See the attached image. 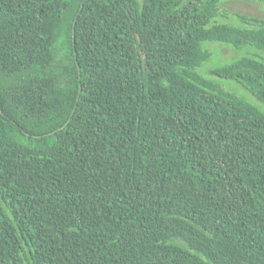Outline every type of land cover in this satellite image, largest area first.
Listing matches in <instances>:
<instances>
[{
	"label": "trees",
	"instance_id": "trees-1",
	"mask_svg": "<svg viewBox=\"0 0 264 264\" xmlns=\"http://www.w3.org/2000/svg\"><path fill=\"white\" fill-rule=\"evenodd\" d=\"M222 1L0 0V264H264V111L199 70L264 107V18Z\"/></svg>",
	"mask_w": 264,
	"mask_h": 264
},
{
	"label": "rangeland",
	"instance_id": "rangeland-1",
	"mask_svg": "<svg viewBox=\"0 0 264 264\" xmlns=\"http://www.w3.org/2000/svg\"><path fill=\"white\" fill-rule=\"evenodd\" d=\"M220 12L219 16L215 19L219 22H227V23H235L236 17L233 16L231 12H240V13H246L250 15H256L259 17L264 18V2H260L257 0H223L220 5ZM209 46L212 48V54L210 59H208L203 66L199 69L206 77L218 81L224 86L227 87H238L237 93L238 94H245L249 95L255 103L258 104L259 107H262L264 111V107L261 106V103L257 102V100L249 94L247 91H245L242 87L238 86L236 83L219 78L215 75H210L208 73L209 69L214 68L220 64L229 62L230 60L238 57L242 51L236 50L230 45H227L225 43H208ZM213 46H216V48L213 50ZM264 56L263 53H260ZM251 99V100H252Z\"/></svg>",
	"mask_w": 264,
	"mask_h": 264
}]
</instances>
